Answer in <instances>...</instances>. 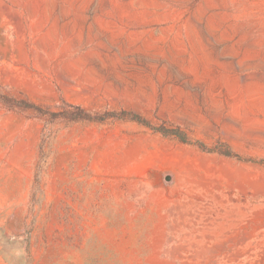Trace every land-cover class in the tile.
<instances>
[{
    "label": "rangeland",
    "instance_id": "1",
    "mask_svg": "<svg viewBox=\"0 0 264 264\" xmlns=\"http://www.w3.org/2000/svg\"><path fill=\"white\" fill-rule=\"evenodd\" d=\"M1 98L0 264H264V0H0Z\"/></svg>",
    "mask_w": 264,
    "mask_h": 264
},
{
    "label": "trees",
    "instance_id": "2",
    "mask_svg": "<svg viewBox=\"0 0 264 264\" xmlns=\"http://www.w3.org/2000/svg\"><path fill=\"white\" fill-rule=\"evenodd\" d=\"M0 101H3V99ZM6 103L11 105V107H14L13 104H10L9 102H6ZM17 105L21 109H28V110L34 109L36 111H41V108L39 106L29 103V102H19ZM58 115L62 117L63 119H65L66 121L71 122V123L101 122L106 119H117V120H123V121H135L142 125L149 126V124L144 119H142L139 115L128 114L127 112H124L121 115L110 114L109 116H107V118H95L85 108L81 106L68 104V103L65 104V106L62 108L61 112H59ZM158 131L163 133L164 135H169L165 131H161V130H158ZM181 140L185 141L183 139ZM225 155L233 156V154H225Z\"/></svg>",
    "mask_w": 264,
    "mask_h": 264
},
{
    "label": "water",
    "instance_id": "3",
    "mask_svg": "<svg viewBox=\"0 0 264 264\" xmlns=\"http://www.w3.org/2000/svg\"><path fill=\"white\" fill-rule=\"evenodd\" d=\"M170 179H171L170 177L167 178V180H170Z\"/></svg>",
    "mask_w": 264,
    "mask_h": 264
}]
</instances>
